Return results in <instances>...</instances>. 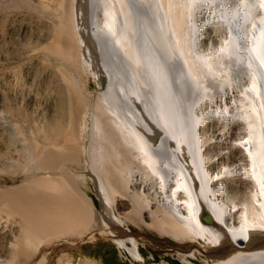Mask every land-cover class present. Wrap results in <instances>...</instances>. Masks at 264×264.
<instances>
[{"label": "bare ground", "instance_id": "obj_1", "mask_svg": "<svg viewBox=\"0 0 264 264\" xmlns=\"http://www.w3.org/2000/svg\"><path fill=\"white\" fill-rule=\"evenodd\" d=\"M88 7L61 2L53 49L59 61L88 71L98 85L89 97L88 82L70 83L73 114L80 106L88 110L81 118L88 143L79 141L76 113L70 126L50 129L44 144L31 148L30 167L50 173L0 191L4 210L14 221L21 217L25 243L4 264H17L21 254L30 260L43 243L97 231L95 205L80 186L86 174L70 170L81 165L82 153L104 204L100 232L133 264L159 263L146 259L138 235L120 226L125 221L203 240L204 249L182 253V264H195L187 255L197 250L207 253L205 264H264V248L244 249L254 231H264V0H88ZM220 24L229 35L203 49L207 27ZM217 115L243 119V165L231 162L234 151L207 145L201 127ZM239 174L248 190L237 199L229 192ZM118 197L120 205L132 206L130 213L114 210ZM227 236L235 248L211 253ZM65 259L55 264H79Z\"/></svg>", "mask_w": 264, "mask_h": 264}, {"label": "rangeland", "instance_id": "obj_2", "mask_svg": "<svg viewBox=\"0 0 264 264\" xmlns=\"http://www.w3.org/2000/svg\"><path fill=\"white\" fill-rule=\"evenodd\" d=\"M60 1L63 0H0V191L6 190L10 185L20 186L21 184L18 183H24L29 176L32 177L33 175L35 177L38 174H48L50 170L47 172L46 169L39 168L34 171L32 166L30 167L31 163L29 161H32L33 158L29 160L32 156L29 154L31 150V154L35 153V150H33L35 148L34 143L39 146L44 144L46 141L45 136L59 127L58 125L67 128V126H70L67 123H71L72 118L78 115L75 119L73 118L76 120L72 121L73 125H81L77 135L83 147L88 143V137H86L89 136L87 135L88 127H85L82 123L85 119L83 112L88 110L80 106L76 108V110L79 109V112L75 110L76 112L73 114L75 106L71 104L74 102L72 100L73 87L70 83H72L73 78H77L81 85L88 82L87 96L89 97H94L98 85L88 71H83L80 68L69 69L53 53L58 16L56 14L60 9H58L61 4ZM235 1L238 2V0ZM228 33V29L225 28L224 24L208 26L205 35L202 36V38L205 37L203 39V49L206 46L219 44L229 35ZM242 87L240 85L239 91L232 93L233 99L239 97ZM202 104L203 109H206L209 101H204ZM75 114L76 116H74ZM86 116L88 117V113ZM81 127L85 129L81 131ZM201 128L203 136L207 139V145L211 146L213 151H219L220 149L229 153L234 151V156L230 157L231 162L237 165L245 163V160H241V139L242 136H246L247 129L239 115L231 120L223 119L218 115L212 116L207 119ZM32 138L36 141L32 142ZM82 154L80 155L81 165L75 163V166V164H72L70 167L73 166V168H70V170L72 173L84 172L86 174V180L83 183L81 182L80 186L82 185L81 187L91 196L95 205L93 228L97 231L90 237L83 234L79 235L76 232L74 235L63 237L60 241L50 244L43 243L35 253L29 255L32 256L30 260L23 258L22 254L21 256L18 255L15 259L17 264H25L24 259L27 264H37L39 262L55 264L60 256H63L64 259L66 257V261L79 264H86L88 261L94 264H133L132 257L115 240L100 232V228H103L104 225L101 222L102 214L99 199L96 195V183L87 171L89 159L86 157V153ZM238 157L241 159L239 160ZM237 161L241 164H238ZM87 172L89 175H87ZM239 175L231 180L230 184H234L231 187L233 189L229 192V195H238L237 199L243 197V189L248 190L245 187V185L247 186L246 181H243L246 179L243 178L245 175ZM24 179L26 180L23 182ZM3 201L5 200L0 201V264H4L7 258L13 257V254L20 247L22 249L25 244L22 243L24 231L22 232V223L19 220L21 217L13 215L15 217L14 221L9 212L7 213L8 210ZM121 201H123L122 197L116 199V204L113 206L114 210L116 212L120 211L119 213L123 215L130 213L132 206L129 204L122 206L119 204ZM109 208L111 214L115 217L113 208ZM95 220L98 224L95 223ZM124 223H126L123 224L125 228L136 236L138 235L141 251L148 261L159 264H182L186 249L189 253L196 247L205 248L203 240H181L168 233L159 232L154 226L150 227L142 223L138 227L129 221ZM187 257L188 262L190 259L195 264H205L208 255L203 250H197L196 255H187Z\"/></svg>", "mask_w": 264, "mask_h": 264}, {"label": "water", "instance_id": "obj_3", "mask_svg": "<svg viewBox=\"0 0 264 264\" xmlns=\"http://www.w3.org/2000/svg\"><path fill=\"white\" fill-rule=\"evenodd\" d=\"M76 4L78 6L80 5L84 11H86V9H88V0H76ZM96 195L98 196V199H99V205H100L101 211H103L104 210V204L102 201V197L100 196L99 192L97 191V186H96ZM120 226L125 228L123 226V224ZM210 248H211V253H212V252L222 251V250H231V249H234L235 246H234L233 242L227 236V239L224 243L213 245ZM260 248H264V231L256 230L250 236L249 242L245 246L244 249L252 251V250H257Z\"/></svg>", "mask_w": 264, "mask_h": 264}]
</instances>
